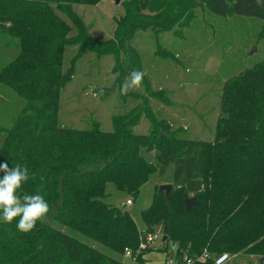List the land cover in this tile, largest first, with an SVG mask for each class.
I'll return each mask as SVG.
<instances>
[{"label": "trees", "instance_id": "trees-1", "mask_svg": "<svg viewBox=\"0 0 264 264\" xmlns=\"http://www.w3.org/2000/svg\"><path fill=\"white\" fill-rule=\"evenodd\" d=\"M101 1L0 0V38L18 41L17 55L0 69V84L25 102L12 127L0 128L6 133L0 164L26 166L30 179L18 194L39 193L49 203L46 219L29 233L17 230L18 218L0 223V264H124L125 250L136 253L141 235L159 224L165 243L179 255L243 252L264 260V61L226 84L215 144L160 133L148 141L133 131L142 109L123 116L113 132L98 124L79 130L59 122L61 91L74 69L63 67L68 47L113 54L118 61L125 51L137 65L140 57L130 42L138 31L181 30L199 1L218 16L264 21V0H129L117 20L116 40L103 42L94 40L74 10ZM59 13L71 20L75 35ZM151 121L155 133L160 126L168 129L164 120ZM170 165L171 199L164 192L154 196L142 212L146 231L139 230L130 212L105 202L109 184L136 199ZM185 195L197 197L200 205L187 211Z\"/></svg>", "mask_w": 264, "mask_h": 264}, {"label": "rangeland", "instance_id": "rangeland-1", "mask_svg": "<svg viewBox=\"0 0 264 264\" xmlns=\"http://www.w3.org/2000/svg\"><path fill=\"white\" fill-rule=\"evenodd\" d=\"M127 1L116 4L112 0H102L95 6L75 5L74 10L95 41L116 40L117 20L125 15L124 3ZM59 15L72 26L71 35H75L71 20L64 14ZM130 46L140 57L137 65L131 64L130 55L125 51L119 53L118 61V56L113 54L100 56L81 50L79 46L66 49L63 67L74 69L73 76L61 91L60 125L81 130L98 124L102 130L113 132L123 116L142 109L145 114L133 131L147 137L148 141L160 133L168 138L175 135L215 144L217 126L223 118L222 98L226 84L264 61V21L237 15L218 16L199 1L185 28L171 32L138 31ZM17 53L16 39L0 38V69ZM134 70L144 73L142 86L127 95H120L122 83L119 79L123 76L126 79ZM24 104L22 98L0 84V128H11ZM152 118L166 121L168 129L160 126L155 133ZM5 137L6 133L0 131V147ZM154 155L155 152L148 155V160L154 161ZM173 171L174 166L170 165L163 176H153L136 199L109 184L105 202L130 212L139 230L146 231L142 212L151 206L161 186L173 183ZM128 199H132L133 204L125 207ZM179 201L183 203L181 196ZM65 231L69 232L68 229ZM153 233L157 234V239L143 254V260L134 262L122 257L124 264H164L175 248L169 241L163 242V224L155 225ZM89 243L110 254L102 245ZM229 254V264H260L262 260L260 256L243 252Z\"/></svg>", "mask_w": 264, "mask_h": 264}, {"label": "clouds", "instance_id": "clouds-1", "mask_svg": "<svg viewBox=\"0 0 264 264\" xmlns=\"http://www.w3.org/2000/svg\"><path fill=\"white\" fill-rule=\"evenodd\" d=\"M259 3V0H257ZM144 73L132 71L120 88V95L138 90L142 86ZM0 223L11 224L18 222L16 228L21 233L31 232L37 222H44L49 213V203L42 194H23L20 192L24 183L30 179L29 170L20 164L9 168L8 162L0 164Z\"/></svg>", "mask_w": 264, "mask_h": 264}, {"label": "built area", "instance_id": "built-area-1", "mask_svg": "<svg viewBox=\"0 0 264 264\" xmlns=\"http://www.w3.org/2000/svg\"><path fill=\"white\" fill-rule=\"evenodd\" d=\"M110 1V0H105ZM133 204L131 199H128L124 204L125 207ZM157 239V234L154 233H143L140 237V244L137 252L134 253L131 249H126L123 255L124 258H130L134 262H139V256L145 251H148ZM212 261L213 264H229L231 262V256L229 253H222L219 255H211L209 252L203 253L199 257H191L188 254L179 255L176 249L171 252L165 259L164 264H209Z\"/></svg>", "mask_w": 264, "mask_h": 264}, {"label": "water", "instance_id": "water-1", "mask_svg": "<svg viewBox=\"0 0 264 264\" xmlns=\"http://www.w3.org/2000/svg\"><path fill=\"white\" fill-rule=\"evenodd\" d=\"M112 1H114L116 4H120L122 2V0H112ZM172 191H173V185L172 184H168V185L161 186V188L159 190V193H163L164 192L167 201H170L171 195H172ZM199 205H200V202L198 201L197 197H191L189 195H185V206H186L187 211L191 212L192 210H194L195 207H197ZM166 240H167V237H164L163 238V242H165ZM263 261L264 260L262 259L261 262H263Z\"/></svg>", "mask_w": 264, "mask_h": 264}, {"label": "crops", "instance_id": "crops-1", "mask_svg": "<svg viewBox=\"0 0 264 264\" xmlns=\"http://www.w3.org/2000/svg\"><path fill=\"white\" fill-rule=\"evenodd\" d=\"M146 255L144 256V261L146 262L147 260L145 259Z\"/></svg>", "mask_w": 264, "mask_h": 264}]
</instances>
